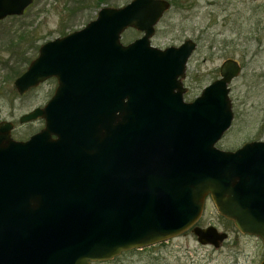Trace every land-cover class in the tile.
<instances>
[{"label":"water","instance_id":"1","mask_svg":"<svg viewBox=\"0 0 264 264\" xmlns=\"http://www.w3.org/2000/svg\"><path fill=\"white\" fill-rule=\"evenodd\" d=\"M34 0H0V22ZM168 0L100 8L94 20L40 45L14 81L22 96L50 79V100L18 119L44 121L27 140L0 122V264H91L191 231L215 249L227 235L200 228L206 197L242 235L264 245V142L216 147L232 125L231 82L219 79L185 102L196 43L151 45ZM142 36L121 43L122 34ZM260 264H264V256Z\"/></svg>","mask_w":264,"mask_h":264},{"label":"rangeland","instance_id":"2","mask_svg":"<svg viewBox=\"0 0 264 264\" xmlns=\"http://www.w3.org/2000/svg\"><path fill=\"white\" fill-rule=\"evenodd\" d=\"M103 1L97 8L93 5L95 0H34L22 17H8L0 22V122L15 124L11 132L15 140H26L42 129V120L23 125L17 121L21 115L41 108L50 100L56 81L50 79L20 96L13 86L16 79L10 78L12 71L26 69L27 64L22 62L36 58L35 46L79 31L96 18L100 8H121L132 0ZM175 2L155 26L150 41L154 48L161 50L179 46L187 39L196 43L195 52L187 60L183 80L185 101L199 97L203 88L219 79L220 65L234 59L242 70L229 86L233 123L217 148L234 152L244 143L264 140V0ZM141 36L138 31L127 30L122 34L121 43H132ZM32 39L33 48L30 47ZM197 226L203 229L212 226L225 233L227 239L215 251L200 245L192 232L186 231L154 247L124 252L112 261L92 264L261 263L264 253L261 244L242 235L220 217L209 199Z\"/></svg>","mask_w":264,"mask_h":264},{"label":"trees","instance_id":"3","mask_svg":"<svg viewBox=\"0 0 264 264\" xmlns=\"http://www.w3.org/2000/svg\"><path fill=\"white\" fill-rule=\"evenodd\" d=\"M101 2H104L103 0H95V3H93V5H95L97 8H99L100 7V3ZM171 3V6H174V5H176V2H175V0L174 1H171L170 2ZM77 4V3H76ZM75 4H73V6H74ZM89 6V5H88ZM31 7V6H30ZM29 7V8H30ZM28 8V9H29ZM28 9H26V11L28 10ZM25 11V12H26ZM25 14V13H24ZM14 18V17H13ZM62 36H65L64 34H62ZM15 40V39H14ZM12 42H14L13 40H12ZM17 43V44H16ZM16 45H17V47H19L20 45L18 44V42L16 41ZM33 43H34V39H32V42L30 43V47L31 48H33ZM39 47L40 46H35L34 48H35V50L38 52V49H39ZM19 49H20V47H19ZM21 51H24V49H21ZM19 57H21V55H19ZM35 59V58H34ZM34 59H31V58H28V59H26V60H24L22 63L23 64H27V66H26V69H24V70H18L17 69V71H12V74H11V76H10V78H18V76H20L22 73H24L26 70H27V67H28V65H29V63L32 61V60H34Z\"/></svg>","mask_w":264,"mask_h":264},{"label":"flooded vegetation","instance_id":"4","mask_svg":"<svg viewBox=\"0 0 264 264\" xmlns=\"http://www.w3.org/2000/svg\"><path fill=\"white\" fill-rule=\"evenodd\" d=\"M239 64V63H238ZM240 66V65H239ZM256 142H264V140H262V141H256ZM211 200V198H209V196L208 197H206V201H205V203L207 202V200ZM212 202V201H211ZM215 208V207H214ZM216 210H217V208H216ZM221 217V216H220ZM223 218V217H222ZM226 220V219H225ZM226 221H228V220H226ZM229 223H231V224H233L231 221H228ZM250 237H252V238H254V239H256L260 244H261V247H262V249H264V245L262 244V242H261V240H259L258 238H255V237H253V236H250ZM223 244V243H222ZM222 244H221V246H222ZM207 246H210V245H207ZM206 246V247H207ZM221 246L220 247H218V249H220L221 248ZM212 249H214L215 251L216 250H218V249H215V248H213L212 246H210ZM263 256H264V253H263V255H262V258H263ZM120 257V256H119ZM261 258V259H262ZM115 259V258H114ZM262 261V260H261ZM92 264V263H91Z\"/></svg>","mask_w":264,"mask_h":264}]
</instances>
